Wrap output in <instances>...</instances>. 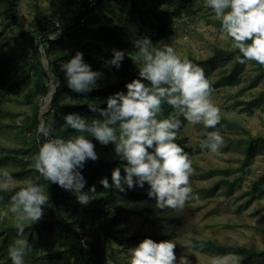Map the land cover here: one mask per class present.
<instances>
[{
  "label": "clouds",
  "instance_id": "1",
  "mask_svg": "<svg viewBox=\"0 0 264 264\" xmlns=\"http://www.w3.org/2000/svg\"><path fill=\"white\" fill-rule=\"evenodd\" d=\"M205 4L219 19L221 31L238 49L237 62L264 65V0H205ZM58 36V31H52L47 39L55 40ZM132 47L131 53L112 49L107 61L119 69L126 55L131 58L138 76L125 83L126 91L109 95L104 107L88 105L96 118L89 119L79 112L62 114L65 126L74 130L73 134L54 137L52 124L42 121L37 131L44 141L33 157L32 167L48 183L74 193L80 204L87 205L94 198L96 186L84 191L87 180L82 169L88 160L99 158L96 145L89 138L92 137L101 145L113 144L117 157L125 162L112 169L111 183L106 176L99 180L104 189L123 193L147 184V196L155 200L156 209L179 211L187 202L199 199L190 183L194 173L192 159L177 143L179 132L185 122L202 124L205 139L201 150L219 154L225 144L217 127L221 108L213 102L215 89L203 66L182 57L167 43L158 47L146 35L133 39ZM60 68L67 88L76 93L91 92L103 77L79 50ZM52 75L56 86H60L59 78L54 72ZM165 105L172 110L166 116ZM16 184L17 178L11 171L0 168V201L10 192L7 210L0 213V219L11 214L16 230L7 256L11 264H27L32 244L24 238L25 225L43 218L49 196L44 185L31 178L10 191ZM176 246L174 239L155 241L145 237L129 248L128 264H191L186 255L177 259ZM241 260L237 253H226L214 256L211 264H241Z\"/></svg>",
  "mask_w": 264,
  "mask_h": 264
},
{
  "label": "trees",
  "instance_id": "2",
  "mask_svg": "<svg viewBox=\"0 0 264 264\" xmlns=\"http://www.w3.org/2000/svg\"><path fill=\"white\" fill-rule=\"evenodd\" d=\"M204 1L122 0L116 13L124 18L128 29L120 27L117 33L112 29H104L99 40H87L78 43L76 47L71 46L73 43L69 39L68 32L71 29H86L93 18L94 9L90 11L86 24L70 26L66 13L71 11L75 0H66L64 8L53 14H45L37 8L34 16L35 27L31 30L28 28H21L19 31L10 29L12 33L7 36L0 33V122L3 114L9 109V104L13 101L32 107V112L25 113L20 125L21 129L26 131L24 145L14 149L15 156L11 152L1 157L7 162L18 163L20 169L13 175L22 176L26 172L35 170L30 168L33 164V154L38 152L40 144L44 141V137L37 131L41 123L40 102L43 98L54 90L49 110L43 116L44 122L52 124L55 129L53 136L73 134L74 130L65 126L62 114L79 112L89 119L96 118L97 114L90 112L88 105L99 104L100 107H104L103 102L109 95L119 90L126 91L125 83L138 76V70L128 55L125 56L119 69L107 64L111 58L112 49H121L126 53H131L134 51L132 40L144 35L149 36L158 47L166 42L170 43L174 37L177 21L185 16L198 17ZM102 2L103 0L97 7H100ZM14 4L15 0H0V11L7 19V26L17 24ZM57 20H62L67 28L57 39L48 40L47 34L52 32V23ZM56 29L54 27L52 30ZM33 33H36L35 37L32 36ZM20 35L29 36L26 46L18 53L9 54L12 42ZM41 46L44 54L40 50ZM77 50L83 52L84 59L93 70L103 73L102 79L98 81V87L86 94L68 89L64 73L60 68L61 63L70 59ZM237 54L238 49H218L215 51L214 58L206 62L196 60L192 56L188 58L203 66L206 71L216 68L214 62L216 59L236 58ZM43 55L48 60L50 74L55 73L60 80V86H56L53 75L49 77L47 74L42 60ZM243 66L236 60L232 73L227 79L230 84L236 81L238 69ZM262 81H264V65L260 66L259 73L244 90L256 87ZM25 89L27 91L23 93ZM171 111L169 106H164L165 116ZM89 138L96 145L99 158L96 161L88 160L82 169V174L87 180L84 191H88L92 185L96 186L94 198L83 207L74 193L62 189L57 184L48 183L40 176L38 181L44 185L45 192L49 196V215L35 224L25 225L24 238L32 244V252L26 257L27 264H122L118 260V253L128 252L129 248L136 246L145 237H150L155 241L161 240L154 233L145 232L142 226L128 236L120 233V229L116 226L126 221L130 212L148 220L144 214V210L148 208L141 209L137 206L127 208L121 203L122 197L133 194V197L142 199L145 193H136L139 187L123 193L104 189L99 184V180L106 176L111 183L112 169L125 162L119 160L113 144L101 145L94 138ZM177 143L184 147L185 151L190 152L185 145V140L177 138ZM0 221V254H7L10 241L16 236L15 224L7 217ZM46 232H55L64 245L58 250L61 259L57 262L50 258L49 253L44 252L42 237ZM194 245L196 247L205 246L211 250L221 248L212 241H195ZM239 251L245 254L241 264H245L253 257L264 255V250L243 248ZM0 264H11V260L10 258L0 259Z\"/></svg>",
  "mask_w": 264,
  "mask_h": 264
},
{
  "label": "rangeland",
  "instance_id": "3",
  "mask_svg": "<svg viewBox=\"0 0 264 264\" xmlns=\"http://www.w3.org/2000/svg\"><path fill=\"white\" fill-rule=\"evenodd\" d=\"M65 1L15 0L17 24L7 26V19L0 11V33L7 36L12 33L10 29L31 30L35 27L34 16L37 8L45 14H53L64 8ZM121 2L122 0H103L100 7L94 9L93 18L86 29H71L68 32L73 43L71 46L76 47L78 43L91 39L99 40L107 28L116 33L120 27L128 29L124 18L116 13ZM66 14L68 16V13ZM64 29L62 27L58 31L59 34ZM32 36L35 37L36 33ZM173 36V40L170 43L166 42L167 44L173 46L182 57L192 56L199 61L213 59L218 49H236L231 38L221 31L219 19L206 6L205 1L198 17L185 16L177 21ZM28 37L18 36L12 42L8 53H18L26 46ZM40 50L44 54L42 46ZM42 60L47 74L52 77L48 69V60L44 55ZM214 62L216 68L206 70L205 74L215 89L213 102L221 108L220 125L223 127L220 125L217 127L224 136L225 144L219 154L201 150L200 145L205 139L202 124L191 125L185 122L178 135L179 139L185 140V145L190 150L194 168L190 183L194 192L199 194V199L187 202L179 211L172 209L162 211L156 209L155 200L147 196L148 185L145 184L144 188H138L136 192L145 193L144 198L128 194L122 197L121 203L127 208L133 206L148 208L144 210L148 220L130 212L127 220L116 226L121 234L127 236L142 226L145 232L154 233L161 240L174 239L177 243L174 249L177 259L181 255H186L191 264H211L214 256L226 253L239 254L242 262L245 254L239 249L264 250V96H262L264 81L256 87L244 90L259 73L261 65L255 61L247 62L238 69L236 81L230 84L227 79L232 73L236 58L222 57ZM26 91L27 89L23 93ZM50 100L51 97L47 96L40 102L41 122L49 110ZM31 112L30 105L13 101L0 122V168L10 170L12 175L20 166L17 162H7L1 157L11 152L15 156L14 149L24 145L26 131L21 129L20 125L25 113ZM30 168L34 169L32 165ZM14 176L17 178V184L10 191L22 187L27 178L40 183L38 181L40 175L36 170L26 172L22 176ZM9 195L10 192L5 193L3 201H0V213L7 210ZM81 213L84 215L83 210ZM48 215L47 204L44 206L42 219ZM7 218L14 223L11 214ZM42 238L44 252L49 253L54 262L61 259L58 250L64 245L56 233L46 232ZM195 241H212L221 248L211 250L205 246L196 247ZM118 255L120 263L128 264L129 251ZM8 258L6 253L0 254L1 260ZM245 264H264V255L253 257Z\"/></svg>",
  "mask_w": 264,
  "mask_h": 264
},
{
  "label": "built area",
  "instance_id": "4",
  "mask_svg": "<svg viewBox=\"0 0 264 264\" xmlns=\"http://www.w3.org/2000/svg\"><path fill=\"white\" fill-rule=\"evenodd\" d=\"M100 1L101 0H75V3L71 11L68 13L70 26L76 24L79 25L86 24L90 17V11L95 9L100 4ZM54 27H56L57 29L52 30L54 29ZM62 27H64L65 29L67 28L64 26L62 20H57L54 23H52L51 31H60ZM61 33L59 34V36L61 35Z\"/></svg>",
  "mask_w": 264,
  "mask_h": 264
},
{
  "label": "water",
  "instance_id": "5",
  "mask_svg": "<svg viewBox=\"0 0 264 264\" xmlns=\"http://www.w3.org/2000/svg\"><path fill=\"white\" fill-rule=\"evenodd\" d=\"M53 93H54V90L49 93L48 97L52 98Z\"/></svg>",
  "mask_w": 264,
  "mask_h": 264
}]
</instances>
